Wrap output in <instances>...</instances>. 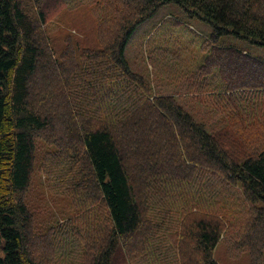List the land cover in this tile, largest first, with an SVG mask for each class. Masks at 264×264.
<instances>
[{
  "label": "trees",
  "instance_id": "trees-1",
  "mask_svg": "<svg viewBox=\"0 0 264 264\" xmlns=\"http://www.w3.org/2000/svg\"><path fill=\"white\" fill-rule=\"evenodd\" d=\"M170 3L210 27L204 53L151 63L188 93L215 86L208 114L152 93L125 56ZM45 4L0 0V264H219L220 239L264 262V60L242 45L264 48V0H49V17L88 4L95 20L97 48L67 33L58 56ZM38 140L47 190L73 208L39 237L24 202Z\"/></svg>",
  "mask_w": 264,
  "mask_h": 264
},
{
  "label": "rangeland",
  "instance_id": "rangeland-1",
  "mask_svg": "<svg viewBox=\"0 0 264 264\" xmlns=\"http://www.w3.org/2000/svg\"><path fill=\"white\" fill-rule=\"evenodd\" d=\"M31 2L32 0H29L30 4ZM48 2L49 0H46L45 13L48 22L54 24L55 31L50 38L56 56L63 50L66 43L65 38L68 36L67 33L76 34L78 40L80 39L84 46L98 47L95 36V20L88 4H83L75 9L62 7L58 11L52 12L49 17L47 15ZM177 21H180L182 26L175 25ZM183 26H185V29L188 27V30L194 32H186ZM209 32L210 27L207 24L196 19L187 18L179 7L170 3L161 7L151 19L136 27L127 43L125 56L133 70L143 71L148 76L151 81L152 93L172 94L188 110L192 109L198 111L199 114L201 112L208 114V110L202 102L209 104V108H214L212 102L214 96L210 95L211 92L208 89L215 86L205 85L203 90L188 93V81L184 80V76L179 78L177 74L171 72L165 76L158 71L159 66L157 64L153 65L151 63L150 57H156L157 59L167 49L173 50L174 54L180 50L179 53L186 58L184 63L188 64V62L203 56L204 52L200 50L199 45L200 37H202L201 35L207 36ZM242 45L246 51H251L264 60V48H248L244 43ZM186 68L185 65L182 67L183 72H186ZM189 69L192 70L193 67H189ZM212 79L215 80L216 78ZM190 81H194V78L191 77ZM190 97H193L194 100L192 101ZM212 116H216V114ZM35 144V171L32 175L31 186L24 194V202L33 214L34 223L31 230L39 237L43 233L50 234L57 225L64 224L67 218L73 215V208L67 196H55L47 190L44 177L40 172V164L45 161L46 150L51 149V146L43 145L40 140L36 141ZM213 257L219 264H255V259H253L249 250H238L235 242L231 243L225 241V239L219 240L214 249ZM261 263L264 264L260 261L257 264ZM115 264H117L116 261ZM122 264H127V261L124 260Z\"/></svg>",
  "mask_w": 264,
  "mask_h": 264
}]
</instances>
